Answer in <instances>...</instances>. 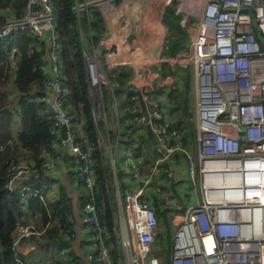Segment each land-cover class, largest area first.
<instances>
[{
	"label": "built area",
	"instance_id": "obj_1",
	"mask_svg": "<svg viewBox=\"0 0 264 264\" xmlns=\"http://www.w3.org/2000/svg\"><path fill=\"white\" fill-rule=\"evenodd\" d=\"M99 1L102 0H76V11L79 13ZM18 8L19 12L10 4L0 8V41L12 40V65L17 37L26 30L31 32L35 47L44 51L38 100L49 119L51 135L50 150L43 152L39 165L25 158L9 164L6 187L19 200L20 209H29L31 198H39L47 205V193L53 190L50 178L57 168L55 154L65 152L73 156L74 174L85 191L80 223L90 235L85 240L88 251L83 262L77 259L75 264H162L160 253L153 251L158 219L146 188L155 173L160 175L158 165L165 161L170 179H185L199 188V199L186 207L157 188L160 204L176 207L169 210L173 224L170 264H264V0H202L192 16H184L182 23L193 29L173 57L160 61L171 60L178 68L193 65L195 140L186 145L175 131L167 132L172 123L167 92L156 97L144 95L158 155L150 173L144 172L135 144L124 155L126 176L131 183L122 199L118 190L114 192L113 239L100 222L96 194L101 186L89 148L83 149L82 142L76 139L74 111L68 103L69 89L61 69L56 2L25 0ZM89 49L83 51V57L91 114L98 131V149L105 153L104 139H108L109 129L106 95L113 99L108 107L113 111L118 133L124 130L125 122L119 114L117 82L102 64L99 47L91 45ZM177 77L173 74L170 80ZM140 120L143 122L142 115ZM98 122H102L105 131L99 129ZM83 141L89 143L85 137ZM119 151L122 148L116 146L109 160L106 155L108 165L115 162ZM104 188V193L109 194L110 185L105 184ZM55 194V200H63L71 209L66 216L70 226L61 232L62 236L67 242L79 239L73 227L71 199L58 190ZM50 225L24 222L23 216L18 215L12 232L16 261L48 262L42 258L29 261L22 246L31 240L41 242ZM67 248L70 250L71 246L61 251L69 256Z\"/></svg>",
	"mask_w": 264,
	"mask_h": 264
},
{
	"label": "trees",
	"instance_id": "obj_2",
	"mask_svg": "<svg viewBox=\"0 0 264 264\" xmlns=\"http://www.w3.org/2000/svg\"><path fill=\"white\" fill-rule=\"evenodd\" d=\"M55 2L58 13L57 31L60 43L61 69L69 89L70 98L68 103L74 111V122L77 126L76 139L82 142L83 149L87 147L92 148L90 158L93 163L96 180L101 186V190L96 194V205L100 208L99 218L101 225L105 228L106 233L110 235L111 239H113L115 233V208L112 196L104 193V185H110L108 174L110 167L106 160V154L98 149V131L92 119L91 97L88 94V81L82 53L83 42L80 33L86 29V16L84 12L77 13L75 8L76 0H55ZM24 3L25 0H0V8L10 4L19 12L20 8L18 7L23 6ZM89 13L91 36L95 43L101 33L102 23L96 7H91ZM1 24L2 19L0 18ZM178 36L180 38L182 35L178 33ZM177 39L175 37L172 42ZM17 41V53L14 58V65H12L9 59L12 40L10 42L0 41V264H21L14 258L12 249V232L15 228L17 217L20 214V202L6 187L9 164L13 160L25 158L39 165L43 159V152L50 150L51 141L49 119L41 111V103L38 100L43 81L40 67L44 51L38 50L35 47L32 34L27 30L17 37ZM109 75L113 80L118 81L120 86L124 85L127 79L125 71L110 72ZM124 93L125 89L121 95ZM172 93L175 96V104L171 101L170 96L168 99L174 121L167 128V132L175 131L182 137L184 142L188 143L192 131L187 127L181 107L183 92L173 90ZM11 94H15L16 96L15 105L12 102ZM126 94L128 95L127 91ZM107 97L110 96H105L106 105H109ZM118 106L132 120V125L127 128L124 127V130L117 135L118 141H126L125 146L129 144L130 150L132 148L131 144H135L136 151L138 149V155L141 156L143 154V165L149 164L150 161L153 162L158 153L154 148V143L150 145V141H153L154 138L152 131H148L145 126L142 127V130L135 128V120H140L141 117L137 100L128 95L127 99L119 102ZM13 108H15L22 119L21 129L17 132L15 140L10 135ZM109 113L110 110L108 109V119L112 121L113 115ZM110 121L108 120V123ZM99 129L105 131L103 126H99ZM129 130L130 132L128 133ZM108 133L109 136L113 137V131L110 127ZM84 137L89 139L87 145L84 144ZM150 148L152 149L150 150ZM153 154L155 156L154 159L151 158ZM164 167H166L165 161L163 162ZM28 203V207L31 210H36V213L39 214L41 224L50 223L54 216L58 219L57 224L51 223L45 230L40 244L45 242L52 246L64 244L66 240L61 232L70 226V223L66 221V216L71 212L70 207L63 200L47 201L46 205L39 198H31L28 200ZM154 203L159 221V218L165 216L166 208H163L164 211L159 208L160 202L157 198ZM163 227L164 229L160 228L158 239H161L160 235L163 236V232H168L166 230L165 218ZM154 249L161 254L162 264H170L172 242L171 246L169 244L168 246H161L156 243Z\"/></svg>",
	"mask_w": 264,
	"mask_h": 264
},
{
	"label": "crops",
	"instance_id": "obj_3",
	"mask_svg": "<svg viewBox=\"0 0 264 264\" xmlns=\"http://www.w3.org/2000/svg\"><path fill=\"white\" fill-rule=\"evenodd\" d=\"M102 1H99L97 4L92 5L87 9H81V12H84L86 16L87 25L85 33L88 34V31L91 32L89 25L90 8L96 7L98 9L102 29L95 44L100 49V60L102 64L106 66L109 74L110 72L116 73L120 71H125L127 73V79L124 85L120 86L118 81H116V87L120 86L123 91L125 89V94L127 91L128 95H130L133 99L134 96L129 93L130 88L144 89V95L147 93L151 97H156L163 91H169V88H166L167 85H170L176 79H181L182 81V77L185 73H188L189 81L191 82L194 93L192 82L193 65H183V68H178L176 64L170 62L171 60L160 61V58L170 59L173 57L175 51L181 47L182 43L186 39V36L193 29L191 25L188 26V24L182 23L184 16H192V14L196 11V6L200 5L202 0H174L170 4H165L164 0ZM192 23L194 24L196 22L194 21ZM178 33L182 35L180 38ZM175 37L178 39L172 42ZM89 40L93 44L92 36L89 37ZM165 67H168L167 72H165ZM173 74H178V77L172 81L170 78ZM161 82L164 83L161 86H158ZM180 86H182V83ZM8 89L10 88L8 87ZM128 95L126 94L125 98L122 97L123 95L118 97V104L119 102L125 101ZM10 96L15 105V94H11ZM109 110V114L113 115L112 109L109 108ZM170 113L171 112H169V114ZM12 114L11 119L12 121L13 119H16L17 125L14 131L10 125V135L15 140L17 132L21 129V126L18 124L21 116L16 112L15 108L12 109ZM119 114L121 119L125 122V127H130L132 125V120H130L125 113L122 112L120 107ZM170 117L173 122V116L170 115ZM108 125H110L109 127L111 128V126L114 125V119L110 121ZM135 126L138 130H142V127H144L145 124L139 119H136ZM121 132L122 131H119V133ZM129 132L130 130L128 133ZM119 133L117 132V134H115L113 132V137L109 136V133H107V135L113 145L115 143L116 146L122 148V151H119L117 154L116 162L118 172H120L119 176L124 179L127 175V170L124 167V155L127 152L126 149H129L130 147L129 144L125 146L126 141H118L117 135ZM193 133L194 135L196 133V118L195 131L192 132L191 135V137L193 136L194 138ZM151 149L152 148H150V150ZM154 157V154L151 155L152 159H154ZM55 160L57 161V168L52 172L53 174L50 178V181L53 184V190L47 193V201H56V190H58L60 195H65L71 199L74 229L76 233L80 235V238L71 242L66 241L64 244H60L62 245L60 247L63 249L71 246L70 250L67 248L69 251L68 258H71L69 263L75 264L77 259H81L83 262V257L88 251V245L85 240L86 238H89L90 235L83 230L80 223V211L85 191L74 174L75 161L73 156H70L65 152H60L55 154ZM149 164L151 165V161ZM181 164L183 165V163ZM162 175H160V177H164V175ZM125 180L126 179H124V181ZM160 182H162V180L158 177L156 185ZM164 208L166 207L164 206ZM36 212V210H31L30 208L20 209V214L23 216L24 222H33L37 225H42L40 217ZM165 221L167 226L166 230L172 237L173 224L170 221L169 209L167 208L165 212ZM57 222L58 219L54 216L50 223L57 224ZM159 234L160 232L158 231L157 237L153 242V251L156 253L159 252L154 249V245L157 243ZM41 245L42 244L37 241H27L22 246L23 254L29 261L37 260L41 258ZM48 260L49 259H47V261Z\"/></svg>",
	"mask_w": 264,
	"mask_h": 264
},
{
	"label": "rangeland",
	"instance_id": "obj_4",
	"mask_svg": "<svg viewBox=\"0 0 264 264\" xmlns=\"http://www.w3.org/2000/svg\"><path fill=\"white\" fill-rule=\"evenodd\" d=\"M15 1H19V0H15ZM78 12H81V10H79ZM80 36H81L82 42H83L82 53L85 50L87 52H89V50H90L89 48L91 45L96 46V44L93 42V40H92L93 44L89 40V37H91L90 31H88V34H86L85 31H82L80 33ZM164 69H165V72H167L168 67H165ZM137 73H136V75H137ZM140 73H141V71H140ZM180 82L182 83V86H180V84H181ZM166 88H169V91H167V94H168V96H170V99L174 104H175V100H174L175 96L173 95L172 91L173 90H179V91L183 92V96H181L182 111H183V114L185 116V121H186L187 127L189 129H191L192 132H194L195 131V118H196L195 97H194L191 82L189 81L188 73H185V75L182 77V81H181V79H176L173 83H171L170 85H167ZM122 93H123L122 89L120 87H116L117 97H120ZM108 99H109V101L113 100L111 96L107 97V101H108ZM108 109H109V107L107 105V109H106V113H105L106 122H108V120H109L108 119V116H109L108 115ZM170 115H172V114L170 113ZM100 123H102V122H98L97 126H102ZM18 124H19V126L22 125V119H20ZM16 125H17L16 119H13V121H12V130L13 131L16 129ZM193 135H194V133H193ZM194 138H195V135H194ZM194 138L192 136L190 141H188V143L185 142L186 145H190L192 143V141L195 140ZM153 143H154L153 141H150V145L151 144L153 145ZM104 146H106L107 150H106L105 154L107 155V160H109L113 149L116 148V144L114 143V145H113L108 138V139H104ZM126 150L128 153L130 151V148L126 149ZM137 151H138V149H137ZM142 157H143V154H142ZM153 163H154V160H153V162L151 161V165L150 164L143 165V170L145 173H150L151 166L154 165ZM109 165H110L109 173H108L109 174V182H110L109 194L112 196V202H113L114 208H116L115 207V200H114V192L116 190H118V192H120V196L122 199V195L124 194L125 190L129 187L131 181L127 178V176H126V178H124V179H126L125 181H124V179H122L119 176L120 172H118V166H117L116 158H115V162L113 164H111L109 162ZM158 167L161 171L160 175H162V173H163L164 177H160V175H157L158 173H155L153 175L151 181L149 182L147 188H146V195L148 197L152 198L153 207L155 205V203H154L155 198L160 200V193L157 191V188H160V187L162 188V193H164L165 195L174 196L176 198L177 202L182 205V207H186L190 203L199 199V188H198V186H193L191 183H188L185 179H183L181 181L170 179L166 175L167 174L165 171L166 167L163 168V162L159 163ZM158 177L160 180H162V182H160L159 184L156 185V181H157ZM160 184H161V186H160ZM123 185L125 186L124 187L125 190H123L124 189ZM160 206H159V208L161 210H163L164 205L160 204ZM165 207H168V209L170 211H172L173 209H176L175 206L174 207L165 206ZM98 209L100 211L99 207H98ZM155 213H156V209H155ZM156 216H157V214H156ZM164 218H165V216H162L161 218H159V221H158L159 229H157V233H158V231H160V228L164 229V227H163ZM73 227H74V224H73ZM162 235L163 236L160 235L161 239H158L157 243L160 244L161 246H168V244H169V246H171L172 237L170 239L169 233L163 232ZM61 249L62 248L60 246H52V245L47 244L45 242L41 245L42 253L40 256L42 259H49L48 262L45 264H69L71 258H68V256H66L67 253L62 252Z\"/></svg>",
	"mask_w": 264,
	"mask_h": 264
},
{
	"label": "water",
	"instance_id": "obj_5",
	"mask_svg": "<svg viewBox=\"0 0 264 264\" xmlns=\"http://www.w3.org/2000/svg\"><path fill=\"white\" fill-rule=\"evenodd\" d=\"M129 93L132 96H134V98L138 101L139 110H140L141 115L143 116V123L145 124V128L148 131H151V126L149 124V114H148V110H147L146 103L144 100V93H145L144 89L130 88ZM111 130L115 134H117V129H116L115 125L111 126ZM62 134H63V136L65 135V128H63V130H62ZM88 152L91 155L92 148H89Z\"/></svg>",
	"mask_w": 264,
	"mask_h": 264
},
{
	"label": "bare ground",
	"instance_id": "obj_6",
	"mask_svg": "<svg viewBox=\"0 0 264 264\" xmlns=\"http://www.w3.org/2000/svg\"><path fill=\"white\" fill-rule=\"evenodd\" d=\"M254 227H255L256 229H258V228H259V225H255Z\"/></svg>",
	"mask_w": 264,
	"mask_h": 264
}]
</instances>
